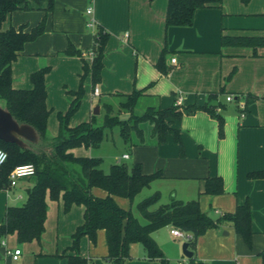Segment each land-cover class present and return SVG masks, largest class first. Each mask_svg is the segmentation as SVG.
I'll return each mask as SVG.
<instances>
[{"label": "crops", "instance_id": "crops-1", "mask_svg": "<svg viewBox=\"0 0 264 264\" xmlns=\"http://www.w3.org/2000/svg\"><path fill=\"white\" fill-rule=\"evenodd\" d=\"M167 5L168 0H53L43 32L26 42L11 63L12 86L32 89L31 75L47 68L46 134L52 141L59 134L60 117L79 90L78 107L67 118L69 127L93 117L99 121L104 102L134 91L141 93L135 108L142 111L175 106L180 97L178 109L183 114L171 127L179 133L182 155L169 132L158 145H133L121 139L124 146L128 144V151L112 164L129 160L130 165L138 163L144 174L159 171L161 176L139 193L147 197L157 191L158 204L171 198L197 199L200 211L216 218L232 213L248 200L251 245L234 231L231 222L222 221L197 238L196 258L207 264H263L259 252L264 250V178H249L248 174L264 170V44H223L221 40L222 36L264 37V0H222L220 7L199 8L190 26L166 27ZM45 6L42 3L40 7ZM88 6L92 7L90 15L85 13ZM29 7L10 13L1 30L25 25L24 30L29 31L36 26L44 10L33 2ZM89 18L107 33L100 80L95 83L90 68L96 31L86 26ZM69 43L78 53L63 52ZM94 88L97 95H93ZM227 95H233L234 100L227 101ZM200 106L213 109L214 114ZM0 107L4 108L3 104ZM215 115L223 120L222 135ZM72 152L101 158L83 146ZM124 154L128 157L122 158ZM215 176L221 178L223 192L208 194L204 191L206 179ZM32 184V178L25 177L14 187L0 188V223L7 207L25 202ZM92 192L106 195L97 188ZM115 200L125 209L138 202L121 197ZM45 201L40 239L19 243L15 234L1 237L0 264H68L70 256L82 258L81 264H109L103 230L97 231L94 241L83 235L76 248L72 247L73 235L84 221L82 205L72 204L64 210L63 199L52 200L48 193ZM172 228L161 227L152 237L169 264H187L182 246L175 241L181 238L171 234ZM14 249L21 251L16 260L7 252ZM129 253L124 264H159L146 257L139 243L131 244Z\"/></svg>", "mask_w": 264, "mask_h": 264}, {"label": "trees", "instance_id": "trees-1", "mask_svg": "<svg viewBox=\"0 0 264 264\" xmlns=\"http://www.w3.org/2000/svg\"><path fill=\"white\" fill-rule=\"evenodd\" d=\"M222 0H168L165 15V25L190 26L193 24L194 13L199 8L220 7ZM247 3L249 0H241ZM30 2L44 10L40 22L25 31V25L17 29L10 27L1 30L6 17L15 10L30 9ZM46 3L44 8L41 4ZM53 0H0V100L3 107L10 112L19 124L33 127L37 134L36 142H27L25 146L5 142L0 139V149L7 153L6 162L0 167V188L9 186L8 174L19 164H32L35 168L29 176L33 184L27 189L25 202L20 206L6 208L0 223V238L15 234L19 243L39 240L44 231L48 193L50 199H63L64 210L72 204L84 207V221L78 226L73 235V248H76L81 236L86 235L91 241L96 238L98 230H103L107 244V261L109 264H124L130 255V246L141 244L149 260H157L159 264H169L168 259L152 237V233L161 227L170 225L190 235L188 248L192 256L187 264H207L196 258L197 238L206 230L215 228L222 221L232 223L234 231L244 242L251 245V214L248 200L237 205L232 213H224L213 218L202 213L197 199L181 201L171 198L166 204H158L160 195L157 191L144 197L135 204L137 213L145 219L141 223L131 208L121 207L115 197L128 199L133 203L137 194L148 187L150 183L161 176L160 172L144 174L138 163L127 166L125 163H114L108 172L100 168L101 159L98 157L76 156L72 150L78 147H97L104 138V129L118 127L123 140L133 145H158L166 140L167 134L173 133L179 144V153L183 154V146L179 133L171 127L173 120L181 118L183 112L179 106L168 108L147 107L142 114L134 113L140 92L122 95L128 102L121 106L128 113L123 119L119 113L111 115V106L104 102V113L98 123L95 117L88 122L74 127L68 126V117L77 109L82 91L76 93L65 115L60 117L59 134L52 141L46 134L47 117L44 75L47 68L31 75L33 88L15 89L11 83V63L16 58L26 42L37 38L44 30L48 12L52 10ZM94 34L95 57L91 65L92 82L100 80L103 47L107 33L96 26ZM221 42L239 44H264V37L222 36ZM66 54H76L71 43L63 51ZM214 114V110L205 106ZM218 120L219 135H222L223 120ZM147 124V130L140 126ZM148 132L147 136L145 135ZM249 178H264V170L248 174ZM106 192L103 197L93 194L92 189ZM204 191L208 194L223 192L222 180L215 176L206 179ZM264 264V250L259 252ZM83 259L70 256L68 264H81Z\"/></svg>", "mask_w": 264, "mask_h": 264}, {"label": "rangeland", "instance_id": "rangeland-1", "mask_svg": "<svg viewBox=\"0 0 264 264\" xmlns=\"http://www.w3.org/2000/svg\"><path fill=\"white\" fill-rule=\"evenodd\" d=\"M127 102H128L127 98H114L111 101H107L106 103H108L111 106V110H112L111 115H115V114L119 113L118 114L119 117L125 119L128 117V113H126L125 112L126 110L121 108V106L126 104ZM0 103L3 104V101L0 100ZM143 111L137 107L134 109V113L138 114V115L142 114ZM103 113H104V109H103ZM101 119L102 118L99 119L98 123L101 121ZM140 126L147 129V124H141ZM121 139H123V138L120 135L118 127L115 126L112 128H105L103 140L101 141V143L97 147L92 148L96 154L101 156L100 159H101L102 163L100 166L103 168L104 171L108 172L110 169V166L115 161V159L119 158L122 153L128 151V144H125V146H124ZM123 162L127 166H130V164H131V162L129 160H124ZM123 162H121V163H123ZM139 195L140 194H138V196ZM142 195L143 194H141L139 197L136 196L135 201L137 202L139 200V198L143 199L144 196H142ZM125 201L128 202V200H125ZM132 211L139 218L141 223L146 222L145 219L142 218L141 216H139V214L136 212L135 204H132ZM175 241L178 242L180 246H182V244L184 242V240H182V239H178V241L177 240H175Z\"/></svg>", "mask_w": 264, "mask_h": 264}, {"label": "built area", "instance_id": "built-area-1", "mask_svg": "<svg viewBox=\"0 0 264 264\" xmlns=\"http://www.w3.org/2000/svg\"><path fill=\"white\" fill-rule=\"evenodd\" d=\"M86 15H90L92 13V7L88 6L85 10ZM86 26L91 29L92 31L96 30V25H95V21L93 18H89L86 22ZM175 58L171 59L172 63H175ZM98 94V89L94 88L93 90V95H97ZM226 100L227 101H232L234 100V96L233 95H227L226 96ZM181 101V98H177L176 100V105H179ZM128 154H124L122 155V158H127ZM7 160V153L5 150L0 149V167L6 162ZM35 172V168L32 164H19L16 165L8 174V179H9V185L11 187H14L17 185L18 181L21 178H25V177H29L31 175H33ZM171 234L181 238L184 241H188V239L190 238V235L188 233L183 232L182 230L178 229V228H172L171 229ZM4 242L2 241V244ZM8 254L11 256L12 259L16 260L19 255H20V249H14L13 251H7Z\"/></svg>", "mask_w": 264, "mask_h": 264}, {"label": "water", "instance_id": "water-1", "mask_svg": "<svg viewBox=\"0 0 264 264\" xmlns=\"http://www.w3.org/2000/svg\"><path fill=\"white\" fill-rule=\"evenodd\" d=\"M0 139L25 146L27 142H36V132L30 125L19 124L5 108L0 107ZM182 253L190 258L192 252L188 249V242L182 244Z\"/></svg>", "mask_w": 264, "mask_h": 264}]
</instances>
